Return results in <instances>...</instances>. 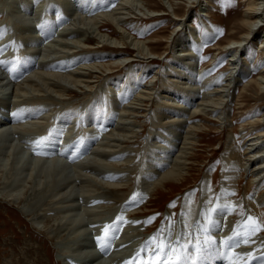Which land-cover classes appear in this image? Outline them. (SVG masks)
<instances>
[{
	"label": "bare ground",
	"instance_id": "obj_1",
	"mask_svg": "<svg viewBox=\"0 0 264 264\" xmlns=\"http://www.w3.org/2000/svg\"><path fill=\"white\" fill-rule=\"evenodd\" d=\"M19 1L23 6L29 2ZM198 1L202 5L200 10H203L198 13L203 23L202 29L197 28L198 32L195 33L193 27L188 26L189 34L182 36L184 33H178L173 41L171 38L179 25H186L181 6L192 10L197 0H168L166 5L162 0L156 4L150 0H121L116 2L117 7L112 6L110 10L108 7L113 4L105 6L108 0L96 5L91 2L87 10L83 7V10H79L76 5L74 11L66 10L71 18L69 22L60 24L64 29L55 43L30 50L38 52L33 63L40 66L34 76L28 80L25 78L22 84L15 86L13 98L5 97L9 96L7 89L12 88L13 84L9 88L7 82L17 64L11 62L8 69H0V120H7L8 107L15 102L22 103L19 108L14 107L17 112L18 109H30L34 114V103L38 105L44 102L48 107L44 111L42 104L40 112H43L40 115L29 122L28 119V124L17 128L23 136H38L61 112L64 115L62 118L70 117L72 109L67 108L80 105L76 109L84 110L86 104L94 103L95 97L91 99L94 95L99 97L100 90L113 89L119 86L121 80L125 83L134 80L138 84L136 95L127 104L123 102L124 98L115 110L109 107L111 109L106 114H95L92 124L86 119L82 127L88 128L83 130L81 127V131L85 132L82 140L90 138L89 135L96 138L97 141L91 145L93 150L91 146L85 150L82 140L79 144H66V137H70L66 134L60 153L59 147L56 150L51 148L53 153L59 155L36 159L28 156L24 151L26 148L22 151L20 144H15L16 131L11 130L13 118L12 121H0V199L17 206L36 228L48 234L54 241L58 260L62 264H67V261L70 264H138L145 259L142 249L153 237L158 239L152 243L162 242L159 240L161 229L166 234L171 228L176 237H180L182 231L197 233L196 237L191 238V242L195 243L207 238L203 229L209 226V222H214L210 235L216 240V245L199 264H261L260 260L252 257H264V227L253 231L254 224L249 217L264 226V68L258 69L257 63L249 64L252 57H249L248 47L259 35L260 28L264 27V0H242L245 6L243 12L231 22L230 32L220 41L221 35L213 27L214 17L211 15L218 1ZM157 4H162L166 9L157 12ZM107 9L109 11H104ZM16 10L11 13L23 19L28 26L35 22L40 12L38 8V11L35 9L32 12L33 21L30 11L23 14L18 7ZM89 10L96 11L88 13ZM136 14L147 19L173 17L171 21L177 24L174 33L167 40L157 39L161 32L151 39L139 40L128 30L130 20ZM60 18L62 20L63 17ZM207 19L210 22H206ZM260 43V51L264 55V40ZM161 44L166 45V51L158 55L155 53L159 49L156 46ZM206 46L215 51L212 61L216 59V50L225 52L220 61L230 55L226 59L227 70L214 79L213 84H208L210 71L197 69V65L204 61ZM166 52L172 55L163 57ZM114 55L116 58L112 59ZM68 57H72L71 61L63 59ZM156 58L160 63L164 62L163 67L147 81L146 76L151 72ZM73 59L81 60L82 64L76 65ZM58 61L67 73H53L52 69V72L46 71L48 65L59 64ZM118 71H122V74L113 77ZM158 73L159 77L156 76ZM7 78L8 81L5 80ZM115 80H119L117 85L114 84ZM240 83L243 86L236 98V114L242 115L246 111V116H249L252 107L253 114L239 127L243 134L241 145L233 136L225 141L227 146L226 151L223 150V177L218 197L208 169L200 184L199 200L195 191L184 193L181 200L183 212L179 213L178 219L174 216L177 208L169 206V213H166L169 215L163 220L164 223L148 233L144 223L153 224L154 219L139 218L141 224L139 219L134 221L133 216L143 210L144 204L151 200L148 201L149 198L163 193V189L186 182L197 138L200 132L206 130L202 121L215 122L219 126L216 130L224 124L226 129L224 127L223 132L227 130L231 133L233 120H229V113ZM176 91H181L188 98V105L180 99L176 100ZM249 101L254 102L253 106ZM247 102L250 106L244 109ZM145 117L143 122L142 118ZM149 123L152 126L146 136L141 135L142 128ZM73 127L72 124L68 125L66 131L70 133ZM140 137H143L141 141L138 140ZM65 147L67 150L62 153ZM44 152L41 148L40 154L47 155ZM245 176L249 177L245 197L237 200L235 195L231 198L237 188L241 189L240 184ZM213 201L216 203L213 204ZM217 208L220 211L213 212ZM237 212H240L239 216ZM113 217L122 222H116L117 225L105 233V227L110 226ZM229 237H236V240L233 246L226 247L223 241ZM103 239L105 244L101 251L98 245ZM177 254L171 255L174 258Z\"/></svg>",
	"mask_w": 264,
	"mask_h": 264
},
{
	"label": "rangeland",
	"instance_id": "obj_2",
	"mask_svg": "<svg viewBox=\"0 0 264 264\" xmlns=\"http://www.w3.org/2000/svg\"><path fill=\"white\" fill-rule=\"evenodd\" d=\"M100 1H103V0H93V1L92 0H29L28 4L26 6H23L22 4L19 3L20 2L19 0H0V44H1L0 45V62H2V63H0V69L1 68H3L4 70L8 69L10 67L11 62H15L17 64V69H18L16 71L17 73L14 71V74L9 77L10 78L9 81H8V78L5 79L6 81H8L7 84H9L8 85L9 88L13 84L12 85L13 89L10 88V89H7V91H6V92H8L7 94H9V96L10 95H12V96L9 97L7 94H5L6 92L4 91L5 92L4 95L5 96L7 95L5 97L6 99H7V97L13 98V91L15 89V86L22 84L26 79L28 80L32 76H34V73L38 70L40 64L39 63H37V64L33 63V62H36V58H37L36 56H38V52L35 53L33 51H30V50H32V49L36 50L39 47L45 48L49 44L55 43V41L60 37L61 30L64 29V27L60 24L61 23L63 24L64 22H66V23L69 22V20L71 18L70 14H68L66 10H69V12H72V11H74V7H76V5L79 6V10L82 9V7L84 10H87L88 4L93 2L96 5ZM119 1H121V0H108V2L105 4V6L113 4V5L109 6L108 9L109 8L112 9L113 7L115 8V7H117L116 2L119 3ZM150 1H152L154 4H156V3H159L158 1H161V0H150ZM162 1H163L162 3L164 5H166V2H168V0H162ZM215 1L216 2L218 1V4H217L218 6H217V8H215L213 10V12H212L213 14L211 13V15L214 17L213 21H212L213 27L221 35L219 37V41H220L222 38H225L227 36V34L230 32L231 22L236 18V16H238L241 12H243V9H244L243 7H245V6H244V2H242V0H215ZM199 4H200V2L197 0V2L195 3V6L192 8V10H190L189 7L181 6L182 7L181 15H185L184 21H186V25L184 26L183 24L182 25L178 24L180 27H178V29L176 30V32L173 36H172V34L174 33L173 29L176 28L177 24L175 22L171 21L170 18H173V17H166V16H163L162 19L160 17H157V18L154 17L151 19H147V18H144V16H142V15L136 14V17H133L132 20H130L131 23L129 25H130L131 29L128 27L129 28L128 30L134 37H136L139 40L151 39L154 37V35L161 32V33H159L157 39L167 40L169 37L172 36L171 41H173V38L178 33H184L182 36L188 35L189 31H190L187 28L188 26L191 28L193 27L192 29L195 31V33H197L198 32L197 28L202 29V27H203V23L201 22L200 16L198 14V13H201L203 10H200L202 5L201 4L199 5ZM70 5L73 8H71ZM82 5H84V6H82ZM157 5H158V8H155V10H157V12L164 11V9H166L162 4H157ZM67 6H69L70 8ZM160 6H162V7H160ZM17 7L19 10L21 9L20 11L23 14L30 11L31 16L33 17V21H34V15H32V12H34V10L35 9L37 10V8H38V9H40L39 11L41 13L39 12L37 14L38 18H35V22L30 23V25L28 26L24 22L23 19H22L23 20L22 21L20 17L11 13V12L15 13V11H17L16 10ZM184 8H185V10H184ZM108 9L104 10V11H109L110 9L109 10ZM93 11H96V10H93ZM93 11L89 10L88 13H92ZM27 15H30V14H27ZM65 15H67L68 17ZM60 16L63 17L62 20H61ZM214 19H216V20H214ZM206 22H210V20H208ZM23 24H25V25H23ZM261 24H263V23H261ZM162 31H164V32H162ZM24 32H25V34H24ZM261 40H264V27L263 26H262V28H260L259 35L257 37H255V39L253 40V43L250 45V47H248L249 57H252V59H250V61H249V64L254 65L255 63H257L258 69L264 68V55H262L261 51H260L262 49V47H261L262 45L260 43ZM165 44L157 45L156 47H158L159 49L155 53H158V55H162L166 51L164 49V47L166 46ZM219 44H220V42H219ZM177 53H179V52H177ZM214 53H215V51H213L210 46H208V47L206 46V50L204 52V61H202L201 65H197V69L201 68V70L203 69V70H205V72L210 71L209 72L210 77H209L208 84H211V83L213 84L214 79L216 80L217 78H219V76L222 73H225V71L227 70L226 59L230 57V55H227V57H224L220 61V58L225 54V52L219 53L216 50V59L214 61H212L211 58L214 56ZM250 54H251V56H250ZM167 55H169L168 52H166V54L163 57H166ZM171 55L172 54H170L169 56H171ZM68 58L69 59H67V58H63V59L71 61L72 57H68ZM111 58L115 59L116 55L111 56ZM63 59H59V60H63ZM106 60H108V59H106ZM72 61H74L76 65H78L77 63H80L79 65L82 64L81 60L75 61V59H73ZM59 62L60 61H58V63ZM155 62L156 63H153L154 65L152 64L153 66L151 68V72L146 76L145 80H147V81H150L153 74L156 73L157 71L160 72L161 68L163 67L162 64H164V62L160 63V60L157 58L155 59ZM213 62H215V63H213ZM53 64H55V66ZM14 66L16 67V65H14ZM50 66H52V67H50ZM135 66H137V65H135ZM135 66H133V67H135ZM15 67H14V69H15ZM72 67H75V66L73 65ZM138 67L140 68V66H138ZM165 67L166 66L164 65V68ZM33 68H34V71H33ZM46 68H48L46 71H49V72H52V70H54L53 73L65 74L68 72V71H66L65 67L61 63H59V64L52 63L51 65H48V67H46ZM53 68H55V69H53ZM57 69H59V70L57 71ZM29 73H31V74L33 73V74L31 75ZM120 74H122V71L115 72L113 77H118ZM24 76H27V77H24ZM156 76L159 77L160 76L159 73L156 74ZM124 77L125 76L123 74V76H122L123 80H124ZM251 77L252 76L250 75V78ZM115 81L116 82L114 84L117 85L119 80H115ZM100 82L102 83V79ZM134 82H135L134 80H131V81L125 83V81L121 80L119 86H115L113 89L104 88V89H106V90H104L102 87L103 90H100L102 93L101 92L99 94L97 93L99 95V97L97 95H94L91 98V99H93L95 97L93 99V100H95L94 103L95 102H96L95 104L99 103V105L98 104L94 105L93 102H90V104L89 103L86 104V108H84V110L76 109L77 107H80V105L77 106L76 108L75 107L67 108L68 110L72 109V110H70V112L66 109L71 114L70 117H67L65 119L62 118V116H64V115H62V112H61L60 114H58L56 116L58 119L54 118L49 127L47 124V127H45L43 129L44 132L42 131V133H40L38 136H34V137H33V134L32 135L26 134L25 136H23L22 134H19L17 128L20 126L28 124L27 123L28 119H29L28 122L33 120L34 116L40 115L43 112V110L46 111L45 109L48 107L45 106L46 104H43L44 102H41V104H38L39 106L34 103V105H32V107H34V109H36V110H34L35 111L34 114L31 112L30 109H24L22 111L20 109H18L19 112H17V109L15 110V108L16 107L19 108L22 103L21 102H19V103L15 102L14 103V104H16L15 106H14V104H12L11 106L8 107L9 114L7 116V120H11L13 118V121L12 120L11 121L13 123H15L14 125H13V123L12 124L10 123L12 126L9 124L11 126V130L16 131V132H14L15 144H17V145L20 144V146L22 145L21 147L19 146V149L20 150L22 149V151L24 150L23 148H26L24 151H27V153L29 154L28 156H32L33 158H36V159L37 158L47 159V158H50L51 150L46 149V148H42V147H49V148L53 147L54 148L59 143V141L57 142L58 138H56L54 135L55 132H57L58 136H64L66 134H67L66 136H70V137H66V140H65L66 144H69V143H67L68 141L79 143L82 140L83 133H85V132L81 131V127L84 124H86V122H87L86 119H88V122L90 121L89 123L92 124L95 121L94 117L96 115L100 116L102 114H106L107 110L111 109L109 107H113L115 110L117 107H119L118 105L122 103V100L124 98H125V100H123V102H125L127 104L128 103L127 101H130L133 98V96L136 95V90H137L138 84H136V82H137L136 81L135 82L136 85H134ZM124 84L125 85L127 84V85L125 86ZM123 85L125 88L122 87ZM242 86H243V83H240L237 85V89L235 90V100H233V102L231 103V110L229 113V117H231V118H229V120H231V121L233 120V124L230 126L231 133H229V131H227V130H225L223 132L224 127H225L224 124L219 130H216L219 126L215 122H211L210 120L202 121V123L206 127V130H203V132H200L199 136L197 138L198 143L194 147V150L192 152V157L190 160L191 164L188 167L189 168V174L186 175V177H187L186 182H184V184H180L178 186H170L166 189H163V191H162L163 193H161L159 196L149 198L148 201L150 199L151 200L149 202H146L147 204L146 203L144 204L146 206L143 208V210L141 212L136 213L133 216V217H135V218H133L134 221L136 219H139V218H141L142 220L144 218L147 219L149 217L152 220L154 219V221L151 220L153 222V224L148 225L146 222L144 223L148 233L153 232V230L157 229L159 226H161L164 223V221L166 220V216L169 215V214H166V213H169V206L174 205V207L177 208L175 210L174 216L176 217V219H178L179 213L183 212L181 210L184 207V204L181 203V200L184 199L183 197L186 193L191 192V191H192L191 193H193V191H195V194L198 196V200H199L200 184L202 183L204 176L207 174L208 169H210L208 171H211V172H209V174L211 173L210 175H212L210 178L212 179L215 191L217 190L216 191V195H217L216 197H218L219 188H220V185L222 182V178H221V176H222L221 170L223 167V159L222 158L224 157L223 155H225L224 151H226L227 139L229 137L233 136L237 140V143L239 145H241V141H242L241 137L243 134H241L239 127L242 126L247 121L248 117L252 116V114H253V107H252V111H251L249 116H246V113H245L246 111L242 115H241V113L236 114V110H235L236 109V107H235L236 98L238 97V94L240 92V88ZM111 90H114V91H111ZM123 90H126V92ZM107 91L109 94L106 93ZM119 91L123 92L124 95L121 92L119 93ZM103 93H106V94H103ZM110 94L113 96H111ZM119 94L122 96H120ZM175 94L177 96L176 100L180 99V101H183L184 104H187V105L189 104V101H187L188 98L186 99V97H184L182 95L181 91H176ZM103 95H105V96L103 97ZM160 95H161V93H160ZM100 97H102L104 99H102ZM106 97H107V99H106ZM113 97H115V98H113ZM108 98H109V100H108ZM93 100H91V101H93ZM110 100L112 101V103ZM249 102L246 103V106L244 109H246V107L248 108L250 105H252L254 103V102H250L251 103L250 104ZM104 103H106V104H104ZM110 103L112 104V106ZM42 104L44 105V109H43V106H41ZM107 105H108L109 109H107ZM187 105H183V106L187 107ZM81 106H83V104H81ZM98 106L100 108L104 107L102 109L103 111ZM0 108H1V106H0ZM41 108L43 110L40 112ZM74 108H75V110H74ZM13 110H15V113ZM79 110H80V112H79ZM26 113H27V115H26ZM10 114H11V116H10ZM16 114L18 117L16 116ZM21 114L22 115L24 114V116H22ZM92 114H93V117H92ZM78 115L79 116L81 115V116L79 117ZM24 118H26V119H24ZM93 118H94V120H92ZM243 118L245 119V121ZM235 119H236V121H235ZM4 120L7 121L6 119H4ZM4 120L1 119L0 121L5 122ZM63 120H65V122ZM144 120H146V117L142 118L143 122H144ZM197 120H199V119H197ZM15 121L17 123L18 122L19 123L16 124ZM22 121H24V122H22ZM73 121H74V123H72ZM71 124L74 127L71 130L72 133L70 131H69L70 133H68L66 131L67 130L66 127L68 125L71 126ZM151 126L152 125L150 123L146 124V127L142 128L143 132L141 133V135L146 136V133L149 131ZM82 128L84 130L85 128H88V127L85 126ZM225 129H226V127H225ZM216 131H222V133L216 132ZM16 137H20V138H16ZM89 137H92V136L89 135ZM86 138H88V137H86ZM142 138L140 137L138 140L141 141ZM17 141H18V143H17ZM62 141H63V138H62ZM91 141L92 142H90V145H92V143H93V140H91ZM43 143H46L47 145L42 146ZM58 146H59V144H58ZM41 148L43 151L46 152V153L45 152L44 153L47 154L48 156L40 154ZM91 149L93 150V146H91ZM92 150H90V151L92 152ZM51 156H53V155H51ZM27 158L30 159V157H27ZM248 181H249V177L245 176V178L243 179V183L241 182L242 184H240L241 189L237 188L236 191L232 194L231 198H233L235 195H236L235 199H237V200L241 199V197L244 198L246 195V188H247ZM216 187H218V188H216ZM212 203L214 204V203H216V201L215 202L213 201ZM237 203H238V201H237ZM179 209H180V211H179ZM243 209L244 208H242V210ZM235 210H236V208H235ZM237 213H239V214H237V216H239L240 212H237ZM157 218H159V219H157ZM235 218L237 219V217H235ZM141 219H139V220L141 221L140 223L142 224ZM113 220H112L113 222L111 221L112 223L109 224L110 226H116L119 222H122L118 218L117 219L114 218ZM116 222H117V224H116ZM152 227H154V228H152ZM53 242L54 241L52 239H50L48 234H46V233L44 234V232H42L38 228H36L31 223V221L29 219H27L26 216L23 215V213L19 210V208L17 206H14L13 204H10L9 202H6V201H3L0 199V264H62L61 260H58V251H57L55 245L53 244ZM68 260H69V258H68ZM67 264H70V261H67Z\"/></svg>",
	"mask_w": 264,
	"mask_h": 264
},
{
	"label": "snow or ice",
	"instance_id": "obj_3",
	"mask_svg": "<svg viewBox=\"0 0 264 264\" xmlns=\"http://www.w3.org/2000/svg\"><path fill=\"white\" fill-rule=\"evenodd\" d=\"M216 211H220V209H213V212ZM249 220L254 224L253 231H258L264 227L255 221L254 218L249 217ZM213 223L214 222H209V226L203 229L204 233L207 234V238L195 243L191 242V238L196 237L197 233H185L182 231L181 236L176 237L171 228L166 234H164V230L161 229L162 235L159 237V240L162 242L152 243V241L158 239L157 237H153L152 241L142 249V252L145 254V259L142 261V264H199V262L213 250V246L216 245V240L210 235L211 225ZM111 227L113 226H106L105 233H107ZM234 240H236V237H229L223 241V244L226 247H231L233 246ZM182 241L185 242L182 243ZM236 246H238V244ZM176 252L179 254L175 255L173 258L171 254ZM252 258L260 260L261 264H264V257L254 256Z\"/></svg>",
	"mask_w": 264,
	"mask_h": 264
}]
</instances>
